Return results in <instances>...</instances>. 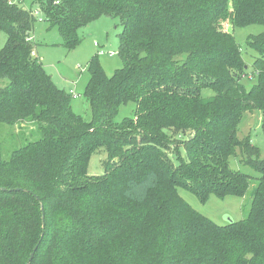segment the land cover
Listing matches in <instances>:
<instances>
[{"label": "trees", "instance_id": "obj_1", "mask_svg": "<svg viewBox=\"0 0 264 264\" xmlns=\"http://www.w3.org/2000/svg\"><path fill=\"white\" fill-rule=\"evenodd\" d=\"M39 10L68 50L92 21L117 19L122 67L107 76L88 62L86 121L33 55L32 9L0 0V125L34 128L5 159L0 143V264H27L35 248L30 264H264V156L237 136L253 110L264 135V31L246 40L248 68L222 30L264 26V0H44ZM128 103L132 115L116 121ZM101 148L103 174L89 175ZM236 151L257 184L246 217L218 225L178 188L202 202L244 197Z\"/></svg>", "mask_w": 264, "mask_h": 264}, {"label": "rangeland", "instance_id": "obj_2", "mask_svg": "<svg viewBox=\"0 0 264 264\" xmlns=\"http://www.w3.org/2000/svg\"><path fill=\"white\" fill-rule=\"evenodd\" d=\"M43 1L17 0L24 8H31L33 12L37 13L31 33L32 41L35 43L34 55L41 62L44 72L50 77L57 89L67 94L72 89L77 96V99H70L73 112L89 121L91 114L84 96V89L89 80L88 62L96 57L107 76H111L115 70L122 67L118 55V35L121 33L122 27L115 18L100 17L79 31L80 42L73 49L68 50L63 45L57 29L50 26L39 10V5ZM222 30L233 34L242 52L243 61L250 68L253 57L256 55L247 48L246 40L250 35L262 33L264 26L256 24L232 29L231 25L225 22L222 24ZM6 43L7 35L2 31L0 32V49ZM94 43H97L99 47H95ZM100 50L103 54H99ZM111 52L114 53L113 56L109 55ZM244 82L248 84V87L253 83V81L247 82L246 80ZM203 95L205 97L209 96L211 92L204 90ZM134 107L133 103L122 105L119 108L116 121L131 116ZM32 131H34V128L32 124L28 123L13 127L0 125V143L3 158H7L12 150L20 147L25 142L18 138L22 132L28 136ZM237 136L239 139L249 136L251 143L259 149L261 157L264 156V135L261 130V113L259 111L253 110L244 113L238 126ZM106 157L107 153L104 148L96 151L89 160L88 174L96 176L103 174L104 170L101 162ZM240 159V155L236 151L235 156L229 159V163L232 170L240 171L250 178V186L244 197L228 195L220 198L212 194L205 202H202L196 195L184 188H178L179 195L194 210L218 225L242 220L248 214L252 192L257 184L258 173L252 167L241 163Z\"/></svg>", "mask_w": 264, "mask_h": 264}, {"label": "built area", "instance_id": "obj_3", "mask_svg": "<svg viewBox=\"0 0 264 264\" xmlns=\"http://www.w3.org/2000/svg\"><path fill=\"white\" fill-rule=\"evenodd\" d=\"M33 14H34L35 16L37 15L36 12H34ZM40 20H41V19H40ZM95 46H97V44H95ZM99 54H103V52L100 50V51H99ZM109 55H110V56H113L114 53L111 52V53H109ZM71 96H72V98H77V96H76L75 94H72Z\"/></svg>", "mask_w": 264, "mask_h": 264}, {"label": "water", "instance_id": "obj_4", "mask_svg": "<svg viewBox=\"0 0 264 264\" xmlns=\"http://www.w3.org/2000/svg\"><path fill=\"white\" fill-rule=\"evenodd\" d=\"M36 250V248L34 249V251ZM34 251L30 254L29 258H28V261H27V264H30L31 261H32V258H33V255H34Z\"/></svg>", "mask_w": 264, "mask_h": 264}, {"label": "crops", "instance_id": "obj_5", "mask_svg": "<svg viewBox=\"0 0 264 264\" xmlns=\"http://www.w3.org/2000/svg\"><path fill=\"white\" fill-rule=\"evenodd\" d=\"M95 44H97V43H94V46H95ZM95 47H99V45L97 44V46H95ZM33 55H34V52H33ZM35 56V55H34ZM36 57V56H35ZM71 95L72 94H74V92L72 91V89L70 90V92H69ZM73 99H77V98H73Z\"/></svg>", "mask_w": 264, "mask_h": 264}]
</instances>
